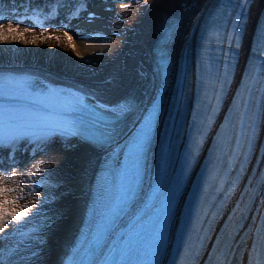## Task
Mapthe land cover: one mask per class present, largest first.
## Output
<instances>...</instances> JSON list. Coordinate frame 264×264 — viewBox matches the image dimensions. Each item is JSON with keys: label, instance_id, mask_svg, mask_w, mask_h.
<instances>
[{"label": "bare ground", "instance_id": "bare-ground-1", "mask_svg": "<svg viewBox=\"0 0 264 264\" xmlns=\"http://www.w3.org/2000/svg\"><path fill=\"white\" fill-rule=\"evenodd\" d=\"M24 1L25 0H10L12 8L15 7L16 4H19L21 7ZM208 1L209 0H138L139 4L142 6L138 11L139 15H126V19L129 21L128 34H125L126 37L124 40L114 37L116 38L115 41L117 43L114 54H109L103 49L104 47L100 44H103L104 42H101L100 38L91 39L88 37H85L82 43H78L79 52L78 54H75L74 51L68 48L67 38L62 34L61 30L41 32L40 29L33 28L27 33L31 37L37 38L35 44H29L28 53L31 52L32 46L34 61L21 59V61L25 63L17 65L4 62L3 59H15L17 53H22L21 46L24 47L28 44L11 41L0 43V69L19 68L35 71L46 79L55 81L54 84L57 85H60V83H73L80 86L87 84L96 85V91L107 94L108 99L105 100L108 102L116 103L120 98L131 96L134 98V107L131 116L128 118V120L131 121L136 112L148 101L154 91L156 76L153 68L151 47L160 30L166 22H172L175 20L177 25L169 42V51L172 57L176 58L191 23L194 21L200 8L207 4ZM47 2L48 5L53 3L62 4L55 9L56 14L64 12L66 16H72L77 12V7L82 0L63 1L62 3L38 0L33 8L39 10L46 9L45 3ZM111 2L112 1L107 2V5L111 6ZM262 2L263 0L254 1L252 12L254 7L256 8L252 23ZM69 3L73 5L71 6ZM124 4L125 3L113 4L116 6L121 5L122 8L114 7L115 9H113V11L117 13H110L113 15H119L120 17L124 11ZM5 11L9 10H3V12ZM9 13L11 12H6L4 14H6L5 16H8L10 15ZM45 13L47 14V10ZM107 15L110 14L108 13ZM8 23L9 22L5 23V26H7ZM12 24L14 26L17 25L15 23ZM24 28L25 27L22 25H19L20 31H23ZM67 30L69 31L71 29H68L67 27ZM45 32H52L48 36L59 37V41L51 39L49 42L43 36L41 37L40 35H43ZM120 42L123 43L121 48H119ZM79 54H83V57L85 55L86 58H90L97 62L95 63V70L94 68L93 70H98V75L92 76L87 74L88 72H91L89 67L91 64L84 62L80 64L77 62L76 57ZM6 56H10V58H4ZM40 60L42 63L38 64ZM12 62L15 61L12 60ZM106 64L112 65L108 72L104 71V65ZM60 70L66 71L61 72ZM107 87H109V89L105 90ZM36 148V144L32 146V152H34ZM17 150L15 151L16 153L20 152ZM81 153L82 154L75 158V160L66 158L60 153L48 149L43 152L42 159L39 162L32 161L33 163L27 162V164L22 162L18 163V165H20V168L17 169L18 174L35 172V175L39 176L41 172H47L48 180H44L46 185L51 179V184L55 183V187L52 188L50 186L51 188H45V190L50 193L49 196H56V193H60V197L53 203L50 201L43 202L42 200L37 199L38 195L30 194L28 189H25L26 197L25 200L21 201V204L34 200V197H36L37 200L33 207V211L28 218L37 215L38 207V214H44L45 217L40 216V219L35 222L32 228L27 227L24 228L20 234H12V239L15 242H18V245L14 250L3 249V246L0 245V250L14 253L11 257V264H20L22 261L26 264V260L28 259L29 264H58L60 262L72 237L71 234L75 229V216L81 208H83V205L86 202L88 182L90 181L92 172L99 160V153L92 149ZM20 155H22L21 152ZM7 170L8 168H6L1 174L9 175ZM70 175L75 180V186H73L75 189L74 192L71 191V193H68L67 189H69L70 186H68L66 184L67 182L64 180L71 178ZM19 176L20 175H18V180L22 181ZM72 193L75 196L69 199L71 200V207L69 210H66L62 207L61 203L63 202L65 205H68L70 203L68 202V198ZM56 215H58V218L54 221L57 217ZM63 218L67 219L69 224L65 231L64 228H58L59 220ZM35 220L36 217L32 221ZM28 222L31 223V221ZM12 226L14 227V225ZM45 232L49 233L51 239L49 242V248L40 244L41 239L39 236L44 237ZM56 235L60 242L54 246L53 244L55 241L53 239ZM53 248H56V250ZM18 257H20V259L14 260V258Z\"/></svg>", "mask_w": 264, "mask_h": 264}, {"label": "snow or ice", "instance_id": "snow-or-ice-1", "mask_svg": "<svg viewBox=\"0 0 264 264\" xmlns=\"http://www.w3.org/2000/svg\"><path fill=\"white\" fill-rule=\"evenodd\" d=\"M230 3L231 0H228ZM253 0H238V6L242 9L240 13H234L232 11H228L227 9H222L221 14L227 16L235 15V21L232 22V32L227 33V39L232 41L235 38L236 47L240 46V37L243 30V24L241 23V17L244 19L247 18L248 12L251 10V3ZM4 15L0 13V43L5 42H23L26 44H35L36 37L31 40H25L24 34L29 32L31 29L25 27L23 31L19 30V25H13L12 23H8L5 26L4 23ZM36 23H39V18L37 17ZM64 35L67 38L69 47H71L72 51L75 52V46L72 43L73 37L65 30ZM258 39L253 42L252 51L253 53L259 52L260 56H264V33H261L259 29H257ZM46 39H56L59 41V37L48 36ZM259 46V47H258ZM231 47V44H230ZM225 57L224 68L225 72L221 77L219 73V68L217 66V80L214 82H207L205 78L202 76L201 80L204 82L205 88V97L208 98L209 104H211L212 98L216 100L217 105L220 102L221 96L224 93L225 85L229 83L227 76V53H223ZM235 56V53H233ZM248 67L245 69V76L252 77L254 80L256 79L253 76L254 72L262 71L261 69H256L253 65V60L251 56L248 60ZM261 87L259 91L264 95V77H260ZM241 86L247 88L249 93V99L238 102L235 98L233 99V106L240 110L241 106L243 107V111L239 112V119L233 122L234 128V143L236 148L239 149L240 153L244 155L245 160L247 159V153L251 152L253 143L258 135L259 129V113L261 111L260 107V97H255L252 95V89L248 88L245 81H241ZM20 93H23V86H16ZM208 89H211V96H209ZM239 94V92H238ZM253 107L255 110H253ZM127 106H121L119 111L115 113V115H122L127 112ZM207 111H211L215 114V107H211L206 109L205 119L201 125V129H207L211 125V118L207 116ZM232 111V108L229 109ZM155 109H153V113ZM225 120H228V117H225ZM93 127L100 125L102 123H107L105 118L99 114H93ZM238 126V127H237ZM223 128L224 125H221ZM152 128V115L149 114L142 124L141 128L137 132V134L132 138L130 143L127 146L129 164L133 169H137L140 163V160L143 156L145 147L149 141L150 131ZM99 135L93 134V139L97 142H102L106 139H110L114 133V129L111 131H99ZM32 132L36 136V141L39 143L44 137L52 136L56 133L63 132L67 135H76L79 136L81 134V129L79 126L75 124H69L68 122H59V121H48L38 114H22L16 113L12 116V118L5 124L4 120V108H0V147L7 146V144H14L17 140L25 139L32 140V136H25V133ZM200 133L198 132V135ZM199 140L195 143L199 144ZM232 141H230L231 143ZM232 155L236 156V151L230 149ZM192 153H189L185 160V167L191 165ZM231 163V162H229ZM167 160L165 159L162 163V168L166 170ZM243 166L241 165V168ZM181 175H184V170L182 169ZM29 179L34 178V174L28 177ZM180 177L177 176L175 181L172 183L173 185H179ZM22 181L18 180V173L15 170L11 171L10 175L0 174V240L6 239L8 235L12 233L20 234L22 232V226L27 223V218L33 211V207L36 204L35 200H30L28 203L21 204V201L25 200V188L21 186ZM165 213L168 212V208H164ZM247 218V217H243ZM9 225H14L12 228V232H7ZM158 227L156 228L155 235V243L159 249L164 250L165 245V223L163 218L158 222ZM243 227V225H241ZM261 230L257 229L259 233ZM7 233V235H6ZM100 235V232H98ZM202 239V238H197ZM229 239H234L233 237H229ZM219 240V238H218ZM202 246V245H201ZM259 247L260 249H264V234L260 236L259 243L254 241V250ZM185 254L193 253L188 261H182L181 264H198V258L200 256V251L196 250L192 245H189L184 249ZM213 251H219L221 259L217 260L211 254L208 255L207 259L204 261V264H235V253L233 250V245L225 242L223 249L213 248ZM243 251V249H241ZM14 253L8 252L4 250H0V264H11V257ZM93 264H98V262H93ZM248 264H254L252 257L249 258ZM259 264V262H257Z\"/></svg>", "mask_w": 264, "mask_h": 264}, {"label": "rangeland", "instance_id": "rangeland-1", "mask_svg": "<svg viewBox=\"0 0 264 264\" xmlns=\"http://www.w3.org/2000/svg\"><path fill=\"white\" fill-rule=\"evenodd\" d=\"M124 3H126V2H124ZM142 8V6H141V4H137V3H134L133 1H131V2H129L128 3V6L125 8L124 7V11H123V13H122V15L119 17L118 15H113V14H111V13H117V12H114V11H112L111 13H109L110 15H108V19L107 20H103V21H101V22H99L100 23V25L101 26H104V28H107L108 29V32H109V34H110V39H106V40H104V41H101V42H104L103 44H100V45H102L104 48L103 49H105L106 50V52L107 53H109V54H114V52H115V49H116V45H117V43H116V41H115V39L116 38H114V37H118V38H120V39H122V40H124V38L126 37L125 36V34H128V25H129V21L126 19V15H130L131 16V14H135V15H139V13H138V11L140 10ZM16 24V23H15ZM97 26V25H95V24H91V23H87V26ZM22 26H24V25H22ZM71 26V25H70ZM24 27H26V26H24ZM29 28V27H28ZM52 28H54V27H52ZM52 28H37V29H40V31L41 32H44V31H49V30H52ZM30 29H33V28H30ZM55 29V28H54ZM56 30L57 31H59V30H61V32H62V34L64 35V31H65V28H63L62 29V27H59V25H58V27L56 28ZM67 31V30H66ZM68 32V31H67ZM50 33H52V32H45V33H43V35H40L41 37L43 36L45 39H46V37H48V34H50ZM69 33V32H68ZM56 34H58V33H56ZM71 36H72V34L71 33H69ZM65 36V35H64ZM24 39L25 40H31V39H33V37H31L28 33H25L24 34ZM46 40H48L49 42L51 41V40H49V39H46ZM119 42V41H118ZM23 43V42H22ZM72 43L74 44V46H75V54H78V52H79V48H78V43H76L75 41H74V38H73V41H72ZM122 42H120L119 43V48H121L122 47ZM30 45H32V44H30ZM22 48H21V51H22V53H20V54H16L15 55V59H13V58H10V56H6V57H4V58H10L9 60H5V59H3L4 61H6V62H8V61H10V62H12V60H14V61H18V62H20V60L21 59H25V60H27V61H34V58H33V53H32V51H33V48H32V46H31V52L30 53H28L29 52V44L27 45V46H21ZM99 47H101V46H99ZM14 48H15V45H14ZM68 48L70 49V50H72L70 47H69V44H68ZM12 55V54H11ZM85 56V55H84ZM13 57V56H12ZM21 57H23V58H21ZM82 59H88V60H91L90 58H85V57H83V54H79L77 57H76V61L77 62H79L80 64L83 62L82 61ZM81 60V61H80ZM20 63H23V62H20ZM34 63V62H33ZM40 63H42V61L40 60V62H39V64ZM91 65L89 66L90 67V71L91 72H88L87 74H89V75H98L99 74V72H98V70L97 71H94L95 70V63H97L96 61H94V60H91ZM111 67H112V65L111 64H106V65H104V71L105 72H108L109 71V69H111ZM93 68H94V70H93ZM61 72H65L66 70H60ZM75 72H77V71H75ZM84 150V149H83ZM58 153V152H57ZM61 155H63V156H65L66 158H71V159H75V158H77L78 157V153L79 152H77V153H68V152H59ZM43 155V154H42ZM42 155H40V156H37L36 158L34 157V160H32V161H34V162H39V161H41V159H42ZM76 160V159H75ZM33 163V162H32ZM27 164V163H26ZM9 171V170H8ZM42 173V172H41ZM46 174H47V172H45ZM44 172L42 173V174H45ZM32 173H30V172H25V173H23V174H20V178L22 179V178H26V176H28V175H31ZM29 177V176H28ZM27 177V178H28ZM70 177H71V175H70ZM65 182H67L69 185H73L72 183H71V181H74V178H69V179H67V180H64ZM70 182V183H69ZM26 183H27V185H32L33 184V180H31V181H29V178H28V180L26 181ZM66 183V184H67ZM40 194H38V196H39ZM61 205H62V207H65V206H70L69 204L67 205H65L63 202L61 203ZM71 207V206H70ZM37 217H38V214H37ZM38 219V218H37ZM59 226H58V228L59 227H61V228H64V231L65 230H67V228H68V221L67 220H65V219H60L59 220V224H58ZM58 232V231H57ZM6 235H7V233H6ZM59 236V235H58ZM60 237V236H59ZM54 241H56L53 245L54 246H56V244L59 242V240H58V237H57V235H56V237L54 238ZM12 244L14 243V242H11ZM10 243V245H9V247H11V244ZM18 243V242H17ZM14 246H15V244H14ZM53 246V247H54ZM54 250H56V248H53ZM16 259H20V257H18V258H14V260H16ZM22 260V259H21ZM29 260V259H28ZM28 260H26V264H29V262H28ZM20 264H25V262H21Z\"/></svg>", "mask_w": 264, "mask_h": 264}]
</instances>
